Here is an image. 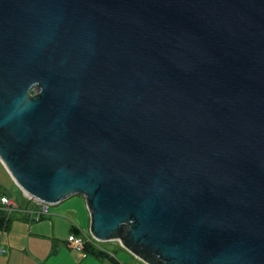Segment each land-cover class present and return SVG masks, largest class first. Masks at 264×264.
Wrapping results in <instances>:
<instances>
[{"label":"water","instance_id":"obj_1","mask_svg":"<svg viewBox=\"0 0 264 264\" xmlns=\"http://www.w3.org/2000/svg\"><path fill=\"white\" fill-rule=\"evenodd\" d=\"M0 161L146 264H264V0H0Z\"/></svg>","mask_w":264,"mask_h":264},{"label":"crops","instance_id":"obj_2","mask_svg":"<svg viewBox=\"0 0 264 264\" xmlns=\"http://www.w3.org/2000/svg\"><path fill=\"white\" fill-rule=\"evenodd\" d=\"M31 205L27 206L30 212L26 213L27 209L21 211L5 230L0 231V247L5 250L0 253V264H113L116 259L114 253L97 241L90 242L107 254L97 256L91 253L95 250L91 246L89 250L75 248L68 240L73 234L71 228L75 225L82 229L72 221V217L61 213L59 207L53 209L54 218L45 221L49 216H39V205ZM48 211L50 214V207ZM79 235L89 237L83 231ZM114 262L123 264L117 260Z\"/></svg>","mask_w":264,"mask_h":264},{"label":"rangeland","instance_id":"obj_3","mask_svg":"<svg viewBox=\"0 0 264 264\" xmlns=\"http://www.w3.org/2000/svg\"><path fill=\"white\" fill-rule=\"evenodd\" d=\"M2 195L16 198L18 202V209L13 212V214L16 213V215L22 211L20 206H24L30 203L25 197L26 194L18 187V185L12 179L11 175L8 173L7 169L0 161V196ZM30 205L31 204H29L28 206ZM49 207L50 214L49 211L44 214L49 216L45 218V221L54 218L53 209L59 207L61 209H59L61 213L72 217V221H74L75 224H79V227L82 229L85 235H89L92 237V235L90 234V214L83 196L74 195L64 200L60 204L50 205ZM70 225H72V223H70ZM94 240L97 241L96 239ZM97 242L101 243L105 246L106 249L113 252L116 258L115 260L120 261L123 264H146L135 255L131 254L127 249H125L119 241ZM113 264L116 263L113 261Z\"/></svg>","mask_w":264,"mask_h":264},{"label":"built area","instance_id":"obj_4","mask_svg":"<svg viewBox=\"0 0 264 264\" xmlns=\"http://www.w3.org/2000/svg\"><path fill=\"white\" fill-rule=\"evenodd\" d=\"M35 203H37L40 207L38 211L39 216L48 212V205L46 203L39 202V201L37 202L35 201ZM1 206H2V209L7 211V213L9 214L13 213L15 210L18 209V204L16 200L9 198L7 196H4L1 198ZM68 240L75 246V248H78V249H82L87 242L92 241L90 237L83 236V235H76V234H71ZM3 252H5V250L2 247H0V253H3Z\"/></svg>","mask_w":264,"mask_h":264},{"label":"trees","instance_id":"obj_5","mask_svg":"<svg viewBox=\"0 0 264 264\" xmlns=\"http://www.w3.org/2000/svg\"><path fill=\"white\" fill-rule=\"evenodd\" d=\"M27 200H28V199H27ZM28 201H29L30 203H28V204H26V205H24V206H20L22 211L25 210V209H27V206H28L29 204L34 203V202L30 201V200H28ZM0 204H1V201H0ZM25 212H26V211H25ZM14 216H17L16 213H14V214H10V215H9L6 211H4V210H2V209L0 208V231H1V230H5V229L11 224L12 220L15 218ZM71 231H72L71 233L76 234V235H79V234L82 233V231H81L78 227H76L75 225L71 228ZM89 246L93 247L94 244L91 243V242H87V243L84 245V249L89 250V248H88ZM93 248H95V250H94V251L91 250V253H93V254H95V255H97V256H101V255H105V254H107L104 250L100 249V247H98V246H95V247H93ZM113 259H114V258H113ZM114 261H115V259H114ZM117 263H118V262H117Z\"/></svg>","mask_w":264,"mask_h":264},{"label":"bare ground","instance_id":"obj_6","mask_svg":"<svg viewBox=\"0 0 264 264\" xmlns=\"http://www.w3.org/2000/svg\"><path fill=\"white\" fill-rule=\"evenodd\" d=\"M111 252V251H110Z\"/></svg>","mask_w":264,"mask_h":264}]
</instances>
